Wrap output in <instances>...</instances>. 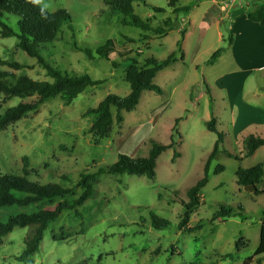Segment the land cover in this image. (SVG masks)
Wrapping results in <instances>:
<instances>
[{"label":"rangeland","instance_id":"rangeland-1","mask_svg":"<svg viewBox=\"0 0 264 264\" xmlns=\"http://www.w3.org/2000/svg\"><path fill=\"white\" fill-rule=\"evenodd\" d=\"M231 2L179 0L174 7H190V11L174 15L170 0H146L148 6H136L135 13L150 20L152 28L162 27L168 18L172 21L166 36L155 38L150 32L122 25L120 15L110 17L103 0H45L50 5L47 11H67L70 25H64L57 39L39 51L40 58L63 74L88 75L99 84L86 88L70 105L58 98L49 100L0 132V174L26 167L32 182L73 187L81 174L110 167L117 163L119 155L145 158L153 145H167L176 119L180 136L176 138L180 144L176 150L181 157L171 162L173 150L163 152L157 159L153 179L99 175L91 183L93 194L77 209L79 216L75 211L63 212L45 230L37 252L26 264H264V255L254 256L264 195L247 193L236 183L238 168L250 169L257 164L264 167V150L242 161L218 155L211 162L208 182L200 193L202 205L190 215L186 226L199 228L191 232L179 228L187 192L203 177L216 141V135L205 125L212 118L215 95L210 83L232 70L229 40L237 32L243 33L241 14L260 4L256 0ZM150 6L165 12H154ZM222 6L231 12L229 17L219 14ZM235 21L238 22L234 24ZM256 31L251 29L238 36V59L247 68L264 61V52L251 48L259 42L253 35ZM181 32L185 33L181 42L183 60L178 55L176 63L153 79L160 94L144 91L136 108L122 111L123 122L114 123L108 137L95 145L89 133L91 118L84 117V113L96 108L108 95L126 97L130 88L124 80V70L129 60L142 64L149 58L166 59L176 51ZM247 34L255 36L254 41L246 38ZM106 43L115 51L108 60L100 50ZM16 44V38L0 37V59L22 66H0V72L51 82L37 63L38 58L27 56ZM219 50V56L209 62ZM253 79L247 77V86ZM18 102L13 99L7 106ZM112 113H116L113 108ZM225 128L221 126L217 131ZM245 136L239 142L224 141L222 149L242 157ZM217 166H222L223 171L214 175ZM259 187L264 189V177ZM74 193L77 198L82 190ZM60 201L40 204L37 209L51 208ZM229 207L233 212L230 217L214 221L213 216L221 208ZM19 211L1 209L0 221ZM152 215L167 221L168 227L154 228ZM27 232V228H16L2 238L0 264H22L16 257L24 250Z\"/></svg>","mask_w":264,"mask_h":264},{"label":"trees","instance_id":"trees-1","mask_svg":"<svg viewBox=\"0 0 264 264\" xmlns=\"http://www.w3.org/2000/svg\"><path fill=\"white\" fill-rule=\"evenodd\" d=\"M107 7V14L110 17L122 16L121 24L134 27L143 32L152 33L155 38H161L172 28V21L168 18L163 21V26L152 28L150 20H143L135 13L138 5L147 7L146 0H103ZM179 0H170V6L173 7L172 14L190 11V7H174ZM251 10L245 13L249 22L258 24L264 29V0ZM157 13L165 11L150 6ZM41 7L33 5L29 0H0V37L16 38L17 48L22 50L27 56L38 58L37 63L45 70L46 76L51 82H36L27 77L15 76L7 72H0V132L7 127L17 123L29 114L36 112L44 103L53 99H60L65 105H70L86 88L94 87L99 82L91 80L88 75L69 76L59 72L46 64L40 58L39 51L43 50L46 44L54 42L64 25H70V17L64 9H58L55 12L45 11L41 13ZM184 32H181V39L176 44V51H173L166 59L158 61L153 58L146 59L142 64L136 60H129L130 64L125 68L124 80L128 83L130 92L126 97L120 98L116 95H108L96 108L89 109L84 113V117L91 118L89 133L95 145H98L103 139L107 138L112 132L114 123L123 122L122 111L131 112L139 103L144 91H153L160 94L161 89L153 84L155 76L168 66L177 62V56L183 60L184 52L181 42L184 39ZM231 42V40H229ZM104 51V57L108 60V55L114 53V49L106 43L100 49ZM216 51L210 57L209 62H213L220 54ZM120 55V54H119ZM128 61V60H127ZM0 66H7L11 69H19L22 66L15 62H7L0 59ZM17 99L19 102L13 106H7L8 103ZM115 109V115L112 113ZM3 111V112H2ZM2 112V113H1ZM179 119L175 120L172 128L170 142L167 145H153L147 157L129 158L125 155H119L116 164L110 167H100L96 172L83 173L73 187H63L59 184L49 183L40 184L28 179L29 172L26 167L4 172L0 174V210L1 209H19L14 214H8L4 220L0 221V243L3 237L10 234L14 229H28L24 240V250L16 257L19 263L26 264L29 259L37 252L43 234L48 226L55 222L65 211H75L79 216L77 209L91 197L93 194L92 182L101 175H133L144 176L147 179L155 177L156 162L159 156L166 150H173L171 162H175L181 157L179 149L180 144L176 138H180L176 126ZM216 121L211 118L205 123L208 131L216 135V141L212 152L207 158L203 168V177L188 190V201L184 206V215L179 224L183 232H191L197 228H187L190 215L193 214L202 201L200 193L202 188L208 182V173L211 162L220 154H226L229 158H235L241 161L254 154V152L264 146V138L248 136L244 139L245 153L242 157L234 156L222 149L226 135L218 132L215 127ZM263 165L258 164L250 169L238 168L236 172L237 185L245 192L256 195H264V189H260L259 184L264 177ZM223 171L222 166H217L213 174L217 175ZM68 181L67 179H63ZM81 189L79 197L74 198V192ZM56 199L62 201L56 203L48 209H37L40 204H50ZM232 210L221 208L216 213L214 221L218 218L230 217ZM169 223L152 215V226L154 228L168 227ZM264 255V212L260 224L259 245L254 252V256Z\"/></svg>","mask_w":264,"mask_h":264},{"label":"crops","instance_id":"crops-1","mask_svg":"<svg viewBox=\"0 0 264 264\" xmlns=\"http://www.w3.org/2000/svg\"><path fill=\"white\" fill-rule=\"evenodd\" d=\"M230 1L234 4L236 0ZM256 5L257 4H254V6ZM220 13H225V17L231 15V12L226 6L220 7L219 14ZM241 15L242 17H240V20L242 21H240V29L243 33L237 32L230 43V52L233 56V68L210 83V87L214 89L213 95L215 94L212 96L213 105L210 115L216 121V130L220 129L221 126L226 127L223 131L218 130L226 135L225 142L229 139H234L235 142H239L243 135H246L245 138L250 135L264 138V74L262 73L264 72V61L247 68V66L242 64L241 60L238 59V36H244L246 33H250L249 30L251 29L257 30L253 35L259 39V42L253 44L251 48L258 53L264 52V30H262V27L258 24L249 22L246 19L245 13ZM236 18L239 17H235V19ZM237 22L238 21H235L234 24ZM255 36H253V38L252 35L250 36L247 34L246 38L252 42L256 38ZM249 63L252 64L253 62L250 61ZM247 77H254L249 86H247L246 83ZM209 95L211 97V90H209ZM263 150L264 146L258 148L252 156Z\"/></svg>","mask_w":264,"mask_h":264},{"label":"clouds","instance_id":"clouds-1","mask_svg":"<svg viewBox=\"0 0 264 264\" xmlns=\"http://www.w3.org/2000/svg\"><path fill=\"white\" fill-rule=\"evenodd\" d=\"M29 2L33 5H42L41 7V13L44 14L45 11L49 8V4L48 3H45V0H29Z\"/></svg>","mask_w":264,"mask_h":264}]
</instances>
